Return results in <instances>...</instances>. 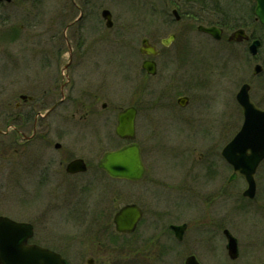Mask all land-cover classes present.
Returning <instances> with one entry per match:
<instances>
[{
	"label": "rangeland",
	"instance_id": "374dc122",
	"mask_svg": "<svg viewBox=\"0 0 264 264\" xmlns=\"http://www.w3.org/2000/svg\"><path fill=\"white\" fill-rule=\"evenodd\" d=\"M174 1L181 5L180 22L175 21L172 8L165 0H30L2 9L8 18L3 22L0 19V129L5 131L4 117L15 108L20 95L33 96L38 101L41 94L37 90L47 77L56 74L60 85L67 83L64 97L68 100L50 116L61 120L60 137L51 139L62 145L60 158L66 157V150L74 157L84 158L89 170L71 178L61 173L56 188L40 187L36 181L38 168L35 167V172L32 166L37 152L31 150L23 156L21 149L18 153L6 150L1 144L8 138L1 137L0 201H6V210L18 220L34 219L47 201H57L54 215L42 227L38 223L36 230L39 238L50 242L53 238L60 239L55 245L64 251L71 264H87L89 258L95 260L94 264L126 263L131 259L129 252L103 253L100 248H89L79 241L73 243L72 249H65L63 240L76 229H86L97 211L108 212L119 204L136 201L149 206L147 214L151 215H165L168 204L173 202L190 206L193 201H233L238 206L230 211L233 231L242 246L243 256L232 264H246L245 252L249 247L255 254L264 252V213L248 212L247 216L242 210L245 182L238 178L227 184L232 170L228 171L221 157L223 147L243 122L242 111L235 100L243 82L248 81L252 97L264 109V73L253 77L258 60L249 52L247 58L241 45H230L229 32L218 42L197 30L199 25L219 21L230 26H234L236 20L239 24L246 22L252 1L219 0L220 9L227 10L228 1L236 7L237 15L234 10L231 21L228 13H202L197 5L196 9H191L193 4H183L186 0ZM208 6L216 8L212 1ZM81 7L84 18L75 21ZM212 7L209 8L212 10ZM103 9L113 15L112 28H107L101 18ZM190 11H196L197 21L186 17ZM186 25H189L187 32ZM53 29L59 32L58 72L53 67L43 70L39 59L33 58L38 53L37 40L51 37ZM252 32L263 41L258 57L263 64L264 30L254 24ZM170 33H175L177 39L169 47H163L160 42ZM144 38H149L164 54L158 59L159 69L154 77L141 73L145 57L139 53V48ZM78 39L86 43L87 53L77 50ZM10 40L16 42L10 43ZM69 46L76 50L72 58ZM80 53L85 56L75 57ZM65 66L69 67L67 71ZM170 82L178 89L167 94L169 106H162L158 104L161 100L158 93L171 85ZM182 91L191 97L190 106L185 109L176 103ZM138 92L142 101L136 121V141L142 148L146 176L138 183L111 180L97 170V163L105 152L123 144L115 134L117 115L121 108L134 105V95ZM59 98L58 93L56 99ZM81 101L95 104L87 110L73 105ZM103 103L107 104L105 109L101 107ZM35 110L44 112L39 105ZM88 111H93L89 112L90 116H86ZM81 118L83 122L75 121ZM257 183L258 201H264V163L258 170ZM82 211H85L83 216ZM113 213L106 214L111 218ZM199 237L202 243L198 251L203 264H231L223 243L220 245L221 236L215 241L223 251L211 254L204 234ZM163 242L175 255L182 253L181 244ZM258 255L263 257L264 253ZM168 260L171 263V259ZM255 260L256 255L251 263L258 264Z\"/></svg>",
	"mask_w": 264,
	"mask_h": 264
},
{
	"label": "flooded vegetation",
	"instance_id": "af4514ba",
	"mask_svg": "<svg viewBox=\"0 0 264 264\" xmlns=\"http://www.w3.org/2000/svg\"><path fill=\"white\" fill-rule=\"evenodd\" d=\"M30 1V0H28ZM27 1V2H28ZM209 1H212L216 8L213 7V12H219V7L217 6L219 3V0H186L183 4H186V6L192 5L191 9H196L199 7V10L205 11L203 3H209ZM254 9H255V2L254 0H251ZM168 2V3H167ZM19 3H26L25 0H0V19L1 22L5 21L8 17L5 13L2 12V9L11 8L14 5H17ZM165 3H167L168 6H171V12L174 13L176 11L180 15V9L181 5L178 2H175L174 0H165ZM197 5V7H195ZM212 7V6H211ZM83 8H79L80 15L75 21L82 20L83 14ZM191 12V11H190ZM196 11H193V13ZM189 17V16H186ZM190 19H193L194 21H197L196 18H193V16L189 17ZM182 20V15L180 16V21ZM177 21V22H180ZM192 22V21H190ZM254 24L260 25L259 21L254 17L252 21V25ZM189 25H186L184 28L186 29ZM194 28V25H192L191 29ZM222 29V37L223 39L225 37V34L227 31L223 27H218ZM237 29V28H236ZM238 29H244L246 31V34L248 35V29H250V25H248L247 22L241 24ZM198 30V27H197ZM59 32H56L54 29L52 31L51 37L43 38V40H37V48L38 53L34 55V59H39V61L42 63V68L45 70L46 68L53 67L56 69V72L60 69V57H61V51H60V45L58 44L59 40ZM203 34V33H202ZM43 35V34H42ZM173 35L175 41L177 39V35L175 33H170L168 36ZM205 35V34H204ZM250 35V34H249ZM181 36V35H180ZM208 36V35H205ZM253 36V35H252ZM210 37V36H208ZM211 38V37H210ZM165 39V38H164ZM161 40V45L163 47H169L164 46L163 41ZM212 39V38H211ZM254 40V38H251L250 40H245L242 42H234L231 43V45H241L244 51L246 52V56L248 58V42ZM76 48L77 50H83L85 53L88 52V48L86 43H83V40L78 39L76 40ZM150 44L153 45L156 49L155 56H144V61L153 62L155 64L156 70L159 69V60L163 57L161 50L158 48L156 44H154L150 39ZM14 43L16 41L10 40V43ZM42 44V48H41ZM86 47H85V46ZM71 58L73 57V53L76 51L72 49L71 46H69ZM85 55L83 53L77 54L75 57L82 58ZM160 58V59H159ZM159 59V60H158ZM257 60V58H255ZM72 61V60H71ZM142 62V63H143ZM248 62V60H247ZM259 63V62H258ZM264 66V64L262 65ZM70 67V64H69ZM65 66V70L67 71L69 69ZM142 68V66H141ZM160 71V70H159ZM167 71L169 72L167 75H170V70L167 68ZM141 73H144L145 76L150 77L147 75L146 72L142 70ZM154 77V76H152ZM58 75L54 74L52 76L47 77L46 81L43 82L41 87L39 88V94L40 98L37 101L35 97L33 96H26V95H20L19 96V102L15 104V108H13L11 113L8 115H5L4 117V125H5V131L0 129V140L1 137L8 138V140H3V144H1L2 147H4L6 150H12L14 153L20 152V149L23 153V156H26L27 153H29L31 150H35L37 152L36 159L33 161V168L36 171L35 167L38 168L37 172V184L40 187H57L59 185V179L58 176H61V173L66 178H71L78 175H84L89 170V164L86 162L84 158H81L87 167V171L82 174H70L67 172V166L70 162L73 160L79 158L74 157L73 155L69 154L68 151L66 152V157L63 158L59 156L61 153L62 145L60 143H54L51 139L52 136L60 137V124L61 120L55 117H50L52 114L54 116V113L58 111L62 105L66 103L68 99L64 97L65 89L67 87V83H60L58 82ZM172 82V81H171ZM170 82V84H171ZM248 84V81H245L242 83L241 86ZM177 85H169L164 88L160 89V92L158 94L161 95V100L158 104L162 106H169V104H166V96L167 94L171 93V90H177ZM251 86V85H250ZM145 88V87H144ZM146 89V88H145ZM251 87L249 91V96L251 101L254 103V105L257 108H262L261 104L256 102L254 98L251 95ZM60 94V98L57 100V94ZM180 99H186L185 102L181 103L179 102ZM135 102L138 101V103L135 104L132 107H134L137 111L136 114V121L139 113V104L142 101L141 97L136 93L134 95ZM165 103V104H164ZM176 103L181 109L187 108V106H190L191 103V97L185 94V91H182V95H179L176 98ZM94 102H91L89 104L83 102H75L73 105L79 106L81 109H90L94 107ZM41 106L44 108V112H40L36 110V106ZM137 105V106H136ZM30 106V109L28 108ZM103 109L107 107L106 103H103L101 106ZM28 110H25V109ZM123 108L120 109V111ZM142 109V108H141ZM150 108H147L149 110ZM263 109V108H262ZM56 111V112H55ZM119 111V112H120ZM35 112V114H34ZM93 111L86 112V116H90ZM60 115V113H59ZM141 114H139L140 116ZM61 118V117H60ZM87 117H84V119ZM68 120H72L70 118H64ZM83 122V118L80 120H75ZM135 121V122H136ZM59 125V126H58ZM55 126H58L57 130L55 131ZM65 129V128H64ZM63 133V131H62ZM63 136V135H62ZM135 137H136V127H135ZM135 142L136 139H135ZM128 144L129 142H124ZM141 147V146H140ZM142 149V148H141ZM222 157V156H221ZM224 160V159H223ZM225 161V160H224ZM226 163V161H225ZM227 164V163H226ZM228 168V171L232 167L230 165H226ZM97 170L99 168L97 167ZM211 173V172H210ZM217 172L213 171V174ZM233 173V170H232ZM63 176V177H64ZM232 174L228 177L227 184L230 185L234 183L235 181H230ZM64 177V178H65ZM257 177H258V171L255 175L256 179V193L253 198H248V195L243 198L244 201V208L239 206V209L243 208L244 212L248 216V212H256V213H264V201H258L259 199V190H258V183H257ZM245 190L248 189V182L245 180ZM56 183V185H54ZM58 183V184H57ZM225 194V191H223ZM195 202V203H194ZM128 205H136L141 213L142 216L138 223L136 224L135 229L130 233H124V232H118L116 229V225L114 223L115 215L125 206ZM8 204L6 201H0V217H5L11 220H14L16 222L29 224L32 227V236L28 240L29 245H37L42 248L48 249L50 251H53L57 254H60L67 262L68 264H71L68 258L65 256L64 251H62L60 248L55 245L56 241H60L58 238H51L52 242H50L47 239L39 238V233L37 232V228H39V225L42 227L43 224L50 220L51 217L54 215V212L58 209L57 201H47L44 206L38 210V214L35 215L34 219H20L13 218V216L9 213L8 210H6V207ZM149 207V206H146ZM144 207L139 201L136 202H128L120 206V204L114 209L108 210V212L105 210H99L96 209V215L93 217L92 221L89 223V225L86 227V229L79 230L76 229L75 231L70 232L69 234L64 236L63 240V247L65 249H72L73 243L76 241H79L82 245H87L89 248L95 247L100 248V250L105 253L108 252H129L132 255H130L131 259H129L126 263L120 261L115 262L113 264H162L161 262H166L167 264H189L190 258H195L198 264H203L201 261L200 253L198 251L202 239H200L199 236L203 235L205 236V240L207 243H209V250L210 254L216 252L217 250L220 251V249L223 251L220 245L224 246V249L227 253V256L229 258V261L231 264L238 262L242 254V246L239 243L238 238L234 235L235 232L233 231V220H232V212L233 210L238 209V206L233 201H193V204L186 205L182 202L179 203H171L168 204L167 210L168 213L165 215H151L147 214V209ZM113 213L111 218H108V214ZM230 213V214H229ZM85 214V211L82 216ZM164 220L161 222V220ZM26 220V221H21ZM37 222V223H35ZM90 227V228H88ZM180 227V228H178ZM37 229V230H36ZM148 230V232H147ZM43 233V230L40 231ZM44 234V233H43ZM181 235V239H179V236ZM221 236L222 242L220 245L216 243L215 238ZM232 236L237 241V257L235 259L231 258L229 250H228V243H229V237ZM38 237V238H37ZM46 238V236H45ZM48 238V237H47ZM170 239V240H168ZM164 240L169 241V243L174 244H181L183 246V251L180 255H175L168 247V245H164ZM264 242V239L262 240ZM52 243V244H51ZM62 243V241H61ZM225 256L224 252H222ZM247 254V261L246 264H252V260L254 258V255H256L255 261H258V264H264V256L260 257L258 254H263L264 252H256V254L252 251V247L248 248V251L245 252ZM170 258L171 263H169L168 259ZM226 258V256H225ZM227 259V258H226ZM131 260V261H130ZM94 259L89 258L87 260V264H94ZM125 261V260H124ZM130 261V262H129ZM161 261V262H160Z\"/></svg>",
	"mask_w": 264,
	"mask_h": 264
},
{
	"label": "water",
	"instance_id": "95a60500",
	"mask_svg": "<svg viewBox=\"0 0 264 264\" xmlns=\"http://www.w3.org/2000/svg\"><path fill=\"white\" fill-rule=\"evenodd\" d=\"M26 1V0H25ZM255 15L264 25V0H255ZM176 19L179 20L178 13L174 11ZM102 18L106 21V26H113L112 14L109 10H103ZM199 30L210 34L219 40L222 30L211 27H199ZM174 36L171 35L163 41L165 46L170 45ZM249 39L244 30L233 32L229 36L230 42H240ZM140 52L144 55H155V49L148 40L142 41ZM260 41H253L249 47L250 53L257 54ZM143 69L149 74L155 75L156 69L153 62L146 61ZM262 67L256 65L254 75L261 73ZM249 85H244L237 94V102L241 106L244 115V122L236 136L224 147L223 158L233 167L234 174L230 180L236 179L238 175L243 176L248 181V190L244 196L253 198L256 192L254 180L258 166L264 160V111L257 109L249 98ZM186 99H180V103ZM182 104V103H181ZM135 119L136 110L127 108L118 115V125L116 135L122 140L131 141L117 150L106 152L98 163V167L110 178L125 180L130 182H140L146 174V168L141 157V150L135 140ZM87 167L82 159L72 161L67 166L70 174L86 172ZM142 213L136 205L123 207L114 218V223L118 232H132ZM180 228V227H178ZM32 236V227L29 224L15 222L11 219L0 217V264H68L60 254L37 245H29L28 240ZM181 239V235H178ZM237 241L234 237H229L228 250L231 258L237 257ZM189 264H198L195 258L189 259Z\"/></svg>",
	"mask_w": 264,
	"mask_h": 264
},
{
	"label": "trees",
	"instance_id": "16d2710c",
	"mask_svg": "<svg viewBox=\"0 0 264 264\" xmlns=\"http://www.w3.org/2000/svg\"><path fill=\"white\" fill-rule=\"evenodd\" d=\"M229 15H231V14H229ZM237 15V14H236ZM231 17L229 16V19H230ZM230 21V20H229ZM215 25H218V26H222V27H224L225 29H229V30H231V29H233V28H235V27H237V26H240L241 24H239V22H238V20H236V23L234 24V26H230L228 23H226V22H216L215 23Z\"/></svg>",
	"mask_w": 264,
	"mask_h": 264
}]
</instances>
